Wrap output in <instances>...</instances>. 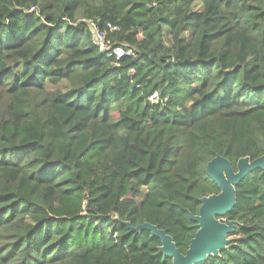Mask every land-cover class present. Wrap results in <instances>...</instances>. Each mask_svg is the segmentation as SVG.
I'll return each instance as SVG.
<instances>
[{"label":"trees","instance_id":"16d2710c","mask_svg":"<svg viewBox=\"0 0 264 264\" xmlns=\"http://www.w3.org/2000/svg\"><path fill=\"white\" fill-rule=\"evenodd\" d=\"M263 148L264 0H0V264H172L125 223L185 254L208 162ZM235 194L201 264H264V170Z\"/></svg>","mask_w":264,"mask_h":264},{"label":"water","instance_id":"95a60500","mask_svg":"<svg viewBox=\"0 0 264 264\" xmlns=\"http://www.w3.org/2000/svg\"><path fill=\"white\" fill-rule=\"evenodd\" d=\"M264 152V148H263ZM264 170V154L251 161L249 157L241 158L236 163V171L231 163L223 157L216 156L206 165V175L219 188L218 194L209 195L200 199V208L197 216L190 215L191 221L197 224L198 230L190 241L185 254L180 253L169 235L163 230L150 224H143L132 228L133 232L146 230L153 237L160 240L159 255L171 259L172 264H201L208 257H219L222 251L228 249V236L238 225L226 216L235 206V187L250 172Z\"/></svg>","mask_w":264,"mask_h":264},{"label":"built area","instance_id":"2783aa9c","mask_svg":"<svg viewBox=\"0 0 264 264\" xmlns=\"http://www.w3.org/2000/svg\"><path fill=\"white\" fill-rule=\"evenodd\" d=\"M88 27L92 32V42L100 53H106L109 57L113 56L116 59L131 56L133 53L130 49L124 48L122 45H114L108 37L109 32L117 31V28L108 24L105 29L101 30L92 22H87ZM158 96L156 93L149 98L150 102H156Z\"/></svg>","mask_w":264,"mask_h":264}]
</instances>
